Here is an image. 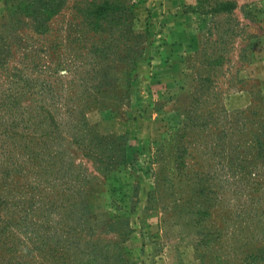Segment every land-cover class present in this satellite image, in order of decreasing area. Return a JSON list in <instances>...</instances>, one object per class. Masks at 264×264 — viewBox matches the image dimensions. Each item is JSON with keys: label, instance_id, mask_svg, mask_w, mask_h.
<instances>
[{"label": "rangeland", "instance_id": "1", "mask_svg": "<svg viewBox=\"0 0 264 264\" xmlns=\"http://www.w3.org/2000/svg\"><path fill=\"white\" fill-rule=\"evenodd\" d=\"M147 1L0 20V264H206L220 239L236 261L264 243V0Z\"/></svg>", "mask_w": 264, "mask_h": 264}, {"label": "trees", "instance_id": "2", "mask_svg": "<svg viewBox=\"0 0 264 264\" xmlns=\"http://www.w3.org/2000/svg\"><path fill=\"white\" fill-rule=\"evenodd\" d=\"M45 11H46L45 6L36 4L35 0H6L5 7L0 11V20H2L3 18H7V20L22 21L20 19L21 17H23L24 20L26 19L28 21L26 22V24H24L23 26H19V27L21 29H24V27H30L29 21L31 22V19L38 21L39 25L44 24L47 21V18L49 17V16H43ZM40 14H42V17L39 16ZM0 37H4V34L3 36H0ZM5 37L7 38V36ZM15 68L16 67H13V69ZM15 72H20V71L18 69V71H15ZM13 74L18 77V80H14V78H12V76L14 75L10 74L9 76H6L7 83H11V84H13V82L17 83L19 80L23 78L21 74L19 75L16 73H13ZM9 88L11 92L7 95V100H9L13 106L17 100L14 99V94L12 93L11 86ZM12 123H15V122L12 121ZM93 158H94L93 160H95L96 162L97 161L96 157H93ZM205 207L208 208V206H205ZM212 221L215 222V220H212ZM221 228L222 229L224 228L223 225L221 226ZM222 229H219V230L222 231ZM208 235L209 234L205 232V236H208ZM219 236L223 237L222 233H218L217 237ZM220 240L218 241L220 244L219 247H216L214 249V251L217 252V256H214V257L209 256L206 264H264V243L256 245V244L250 243V241L248 240H241L237 245H235L236 247L233 249L234 254L237 258V261H236L232 258L228 259L230 251L223 248L224 242ZM210 250H212V248H210ZM218 257H219V260H218ZM201 261H202V264H205L203 258L201 259Z\"/></svg>", "mask_w": 264, "mask_h": 264}, {"label": "crops", "instance_id": "3", "mask_svg": "<svg viewBox=\"0 0 264 264\" xmlns=\"http://www.w3.org/2000/svg\"><path fill=\"white\" fill-rule=\"evenodd\" d=\"M188 1L189 0H148L146 5L149 6L150 9L158 12V15L162 14L161 16H163V14L168 15L180 11ZM191 264H198V262L193 260Z\"/></svg>", "mask_w": 264, "mask_h": 264}]
</instances>
